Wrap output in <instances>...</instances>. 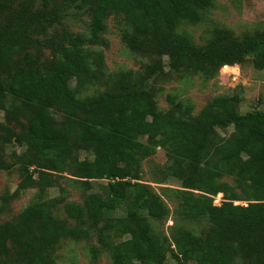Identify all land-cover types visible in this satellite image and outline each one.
I'll list each match as a JSON object with an SVG mask.
<instances>
[{"label": "trees", "instance_id": "1", "mask_svg": "<svg viewBox=\"0 0 264 264\" xmlns=\"http://www.w3.org/2000/svg\"><path fill=\"white\" fill-rule=\"evenodd\" d=\"M210 3L0 0V92L10 99L9 108L0 99V145L11 137L23 144L22 152L14 154L21 162L18 188L36 189L21 220L0 223V264H52L59 240L85 239L91 229L98 244L110 251L111 264H165L166 254L174 264H264V113L239 115L234 95L213 97L195 115L168 96L169 108L160 110L141 87L160 70L161 56L172 70L205 77L221 66L233 70L231 65L246 54H252L255 68H264V32L234 39L217 29L199 46L177 30L183 22H198ZM69 5L88 9L87 33L47 34L58 12ZM110 15L125 22L121 39L126 47L158 58L137 79L119 74L112 85L87 94L88 86L98 85L103 63L101 52L89 47L106 45L103 31ZM229 124L241 134L222 137L216 132ZM75 145L89 151L91 160L78 161ZM156 147L169 162L164 174L186 179L184 190L175 192L177 211L191 221L205 219L206 239L183 229L169 237L151 231L148 220L161 221L168 207L150 188L130 180L139 161ZM70 167V175L86 190L89 177L106 180V199L87 193L80 204L63 205L74 226L52 216L59 196L44 197ZM9 168L0 157V170ZM193 190L200 194L194 196ZM214 196L218 206L212 203ZM119 205L124 215H109Z\"/></svg>", "mask_w": 264, "mask_h": 264}, {"label": "rangeland", "instance_id": "2", "mask_svg": "<svg viewBox=\"0 0 264 264\" xmlns=\"http://www.w3.org/2000/svg\"><path fill=\"white\" fill-rule=\"evenodd\" d=\"M89 21L88 9H78L69 5L58 12L57 20L46 32L49 35L61 32L86 34ZM125 26L121 16H108L103 31L106 45L89 47L101 52L103 63L100 72L96 74L98 85L88 86L87 94L96 90L101 91L103 86L112 85L119 74L130 73V78L137 79L145 73L146 66L158 58L150 53L137 52L126 47L121 39ZM217 29L229 32L234 39L264 32V0H211L210 5L200 13L198 22L194 24L183 22L177 28L199 46H204L210 40L213 31ZM42 56L44 60L50 58L46 49L42 50ZM252 59V54H246L240 63L231 65L234 67L233 70L227 68L221 70V66L214 74L205 77L184 68L172 70L167 65V58L161 56L160 70L143 82L141 87L150 95L154 107L160 110L169 108L168 96H171L175 102H181L183 107L189 109L191 115H195L213 97L234 95L238 97L235 111L239 115H247L253 111L264 113V68H255ZM0 99L4 100L5 108H9L10 99L5 92H0ZM0 122H3L1 109ZM11 128L13 132H17L15 125H11ZM216 132L222 137L241 134V130L234 128L232 124L216 128ZM140 141L143 142L144 138ZM23 147V144H20L15 137H11L5 144L0 145V157L10 166L6 171L0 170V206L1 199L4 201L0 209V223L21 220L23 209L36 194L35 188H18L22 178L19 169L21 162L15 155L22 152ZM73 150L78 161L91 160L90 152L83 149L81 145H75ZM168 165L165 151L156 147L150 155L139 161L137 169L133 171L135 179L130 180V183H139L150 188L168 207L169 213L161 221L148 220L151 231L169 237L177 229H183L194 236L206 239L208 224L205 219L191 221L177 211L180 200L175 192L184 190L182 186L186 179L166 176L164 170ZM73 172V167H70L59 174L44 195L45 198L60 197V202L51 213L59 220L66 219V224L69 226H74L75 223L65 215L63 205L66 202L80 204L87 193H94L101 199H106V180L89 177L87 179L89 189L86 190L83 184L75 181L76 177L70 175ZM222 180L229 182L226 177ZM133 190L134 188L130 187L127 193L131 194ZM192 193L194 196L200 194L196 190ZM212 203L218 206L220 201L214 196ZM233 204L244 205L245 202H233ZM109 215L123 216V206H117L109 212ZM51 258L52 264H111L110 251L98 244L95 231L92 229L89 230L88 237L85 239L59 240L52 250ZM165 264H174L169 254H166Z\"/></svg>", "mask_w": 264, "mask_h": 264}]
</instances>
